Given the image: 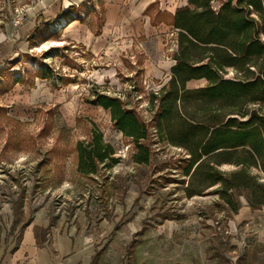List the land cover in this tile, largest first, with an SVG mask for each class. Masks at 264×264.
I'll list each match as a JSON object with an SVG mask.
<instances>
[{"label":"rangeland","instance_id":"1","mask_svg":"<svg viewBox=\"0 0 264 264\" xmlns=\"http://www.w3.org/2000/svg\"><path fill=\"white\" fill-rule=\"evenodd\" d=\"M187 1L0 0V240L18 241L37 218L108 241L135 222L120 264H264V243L243 235L245 223L231 225L217 187L186 197L190 156L177 145L176 119L156 118L149 104L170 79L171 18ZM101 96L118 99L148 126L147 165L132 162L135 149L98 105ZM202 110L188 112L199 121ZM93 126L119 163L84 178L75 170V144ZM248 171L264 183L258 170ZM245 194L234 201L247 203Z\"/></svg>","mask_w":264,"mask_h":264},{"label":"trees","instance_id":"2","mask_svg":"<svg viewBox=\"0 0 264 264\" xmlns=\"http://www.w3.org/2000/svg\"><path fill=\"white\" fill-rule=\"evenodd\" d=\"M212 1L188 0L172 15L174 65L168 83L151 95L149 104L156 108V118L176 119L177 145L190 156L183 170L186 197L217 187L214 193L236 214L241 206L234 198L242 192L251 210L264 206V183L248 171L264 176V0H226L217 9ZM192 80L203 85L186 89ZM167 99L171 104L165 109L161 102ZM97 103L132 143V162L147 165L150 149L143 142L150 137L148 126L118 99L101 96ZM194 108L203 109L199 121L188 112ZM75 154L76 173L84 178L119 163L95 126L88 140L75 144ZM223 165L238 169L225 173Z\"/></svg>","mask_w":264,"mask_h":264},{"label":"crops","instance_id":"3","mask_svg":"<svg viewBox=\"0 0 264 264\" xmlns=\"http://www.w3.org/2000/svg\"><path fill=\"white\" fill-rule=\"evenodd\" d=\"M231 215L233 227L245 223L243 235L264 243V206L251 210L243 202ZM138 228L135 222L123 224L108 241L105 235H86L74 224L52 227L46 219H31L22 226L18 241L0 240V264H120L123 239Z\"/></svg>","mask_w":264,"mask_h":264},{"label":"bare ground","instance_id":"4","mask_svg":"<svg viewBox=\"0 0 264 264\" xmlns=\"http://www.w3.org/2000/svg\"><path fill=\"white\" fill-rule=\"evenodd\" d=\"M55 44H57V43H55ZM60 44V43H59ZM59 44H57V45H59ZM55 46V45H54Z\"/></svg>","mask_w":264,"mask_h":264}]
</instances>
